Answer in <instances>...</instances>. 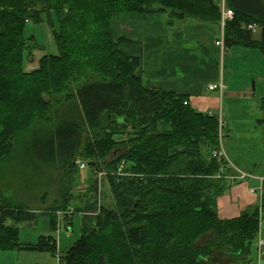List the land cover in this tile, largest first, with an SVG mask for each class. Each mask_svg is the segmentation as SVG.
<instances>
[{
  "label": "trees",
  "instance_id": "1",
  "mask_svg": "<svg viewBox=\"0 0 264 264\" xmlns=\"http://www.w3.org/2000/svg\"><path fill=\"white\" fill-rule=\"evenodd\" d=\"M225 2L235 13L225 29L226 49L252 48L264 56V0ZM0 10V251L47 252L59 264L247 262L264 219V192L259 207L235 219L219 217L217 198L230 188V170L225 159L213 156L221 149L218 116L195 110L189 95L152 87L141 58L126 55V39L112 32L117 14H163L169 25L194 21L218 29L220 5L0 0ZM45 22L58 53L45 54L37 69L26 71V26ZM78 156L106 172L107 204L97 181L81 197L83 210L76 206L71 214L70 198L37 213L4 197L15 168L51 171L75 165ZM59 212L65 221L83 218L80 238L67 251L59 253L51 235L20 241V225L42 213L57 231Z\"/></svg>",
  "mask_w": 264,
  "mask_h": 264
},
{
  "label": "crops",
  "instance_id": "2",
  "mask_svg": "<svg viewBox=\"0 0 264 264\" xmlns=\"http://www.w3.org/2000/svg\"><path fill=\"white\" fill-rule=\"evenodd\" d=\"M214 1L219 5L223 2ZM112 32L115 39H126L121 46L126 55L141 58L145 78L152 87L189 95L195 110L215 113L225 121L227 135L223 147L230 170L227 175L230 188L217 198L219 217L235 219L259 207L264 192V56L261 52L238 46L222 51L216 45L219 38L216 27L194 21L169 25L163 14H117L112 21ZM228 50L234 51L235 58L227 67ZM219 82L225 86L222 95L208 89ZM44 236L40 235L39 239ZM261 239H264L262 215L251 257L237 264H264V249L259 248ZM58 251L63 253L59 243ZM0 264H59V258L47 252L0 251Z\"/></svg>",
  "mask_w": 264,
  "mask_h": 264
},
{
  "label": "rangeland",
  "instance_id": "3",
  "mask_svg": "<svg viewBox=\"0 0 264 264\" xmlns=\"http://www.w3.org/2000/svg\"><path fill=\"white\" fill-rule=\"evenodd\" d=\"M164 17L166 21L169 20L167 15H164ZM259 35V31H256L255 36L259 37ZM25 37L28 39V45L31 46V54L27 52L24 59V69L26 71L37 69L41 58L45 54L58 53L52 27L46 22L38 25L27 24ZM233 52L231 50L226 52L227 67L235 58L232 55ZM77 160L86 163L91 162L83 156H78L76 162ZM106 175L102 167L99 170L98 168L93 170L88 167L80 171L76 163L70 167L58 166L57 169L51 171L39 165L35 169L29 170H17L15 168L14 172H11L12 177H8V182L12 183V188H4L3 195L12 204L35 210L37 213L48 211L56 206L57 202L63 203L66 198H70L73 206L70 210L74 213L76 206L80 211L83 210L84 204L81 197L86 194L94 181L98 182L102 192L101 203L107 204V201H109V185ZM226 178L228 179L229 176ZM104 194L107 195L106 198ZM83 213L93 214L92 212ZM82 219L81 214H76L71 221H65L64 215H62L59 219L60 226L58 230L52 231L51 216L42 213L36 221L20 225V241L37 243L40 235H51L57 240L64 252L80 238Z\"/></svg>",
  "mask_w": 264,
  "mask_h": 264
},
{
  "label": "built area",
  "instance_id": "4",
  "mask_svg": "<svg viewBox=\"0 0 264 264\" xmlns=\"http://www.w3.org/2000/svg\"><path fill=\"white\" fill-rule=\"evenodd\" d=\"M220 11H221V18H220V23L218 25L219 38L216 41V45L218 47H220L222 49V51H225L226 50L225 41H224L225 29H226L227 23L229 21L233 20V18L235 16V13H234V11L231 8H229L226 5L225 0H223V2L220 4ZM250 28H253V27H250ZM208 89L210 91H218L222 95V93H223V91L225 89V86L223 85L222 82H219V83H215V84L210 85L208 87ZM185 104H187V103H185ZM224 131H225V121L223 120V118H219V132H220L221 149L218 150V151H214L213 152V156L218 158L219 160L225 159V153H224V147H223L224 139H225ZM76 164H77V167L79 168L80 171L85 170V169H87L89 167L88 163H86L84 161H81V160H77ZM122 169H123V166H121L118 169L119 173L122 172ZM223 172H224V170L222 169L219 177L221 175H223ZM71 213L72 212H69V214H71ZM62 215H63V213L60 212L59 213V216H60L59 219H61ZM259 248L261 250L264 249V239H261L259 241Z\"/></svg>",
  "mask_w": 264,
  "mask_h": 264
},
{
  "label": "water",
  "instance_id": "5",
  "mask_svg": "<svg viewBox=\"0 0 264 264\" xmlns=\"http://www.w3.org/2000/svg\"><path fill=\"white\" fill-rule=\"evenodd\" d=\"M93 165H94L93 162H89V163H88V166H89V167H91V166H93Z\"/></svg>",
  "mask_w": 264,
  "mask_h": 264
}]
</instances>
